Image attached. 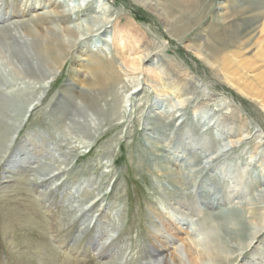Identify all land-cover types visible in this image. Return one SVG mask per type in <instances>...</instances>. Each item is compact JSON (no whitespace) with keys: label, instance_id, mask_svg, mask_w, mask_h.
<instances>
[{"label":"rangeland","instance_id":"374dc122","mask_svg":"<svg viewBox=\"0 0 264 264\" xmlns=\"http://www.w3.org/2000/svg\"><path fill=\"white\" fill-rule=\"evenodd\" d=\"M24 1L8 0L20 12L0 23L6 39L53 9L70 13L77 39L49 84L47 71L28 78L0 62V264H149L154 241L171 251L212 235L230 209L259 231L231 264H264V226L248 216L264 218V0H156L175 27L138 0L83 11L82 0ZM251 8L263 13L255 30L222 48V17ZM205 43L222 50L206 59ZM96 62L122 80L106 93L85 85ZM85 97L96 127L78 108Z\"/></svg>","mask_w":264,"mask_h":264},{"label":"bare ground","instance_id":"6f19581e","mask_svg":"<svg viewBox=\"0 0 264 264\" xmlns=\"http://www.w3.org/2000/svg\"><path fill=\"white\" fill-rule=\"evenodd\" d=\"M56 1L57 0H55V2ZM61 1L63 2V6L66 7L67 6L65 4L66 0H61ZM82 1L83 4L79 3L78 5L75 6L76 11H83L88 8L89 9L92 8V2L94 3V0H82ZM167 1L174 2V4L181 6L180 8L183 10L186 5L188 8V6L194 5L195 1H201V0H167ZM137 2H139L147 10L153 12L159 19H161L163 24L166 26L175 27L178 25V22H180L179 20L172 19L169 13L167 14V12H164L162 10L161 5L159 3L160 1L157 2L156 0H138ZM14 5H15L14 2L10 3L8 2V0H0L1 24H3V22L9 21L10 19L9 16L11 14L20 12V10H18L19 8H16ZM24 5L25 8L26 6L30 5V2L28 0H25ZM51 12L54 13L55 16H44V15L36 14L34 17L38 19V22L33 21L34 23L31 24L30 26H27L24 30H20L17 24H12L13 32L9 34V40L6 39L7 37L5 38L4 37L5 35H3L2 33L3 31L5 32V28H0V62L5 64L9 70L13 71L17 75L25 76L28 78L36 79L37 72H40V70L42 71L44 70L45 72L47 71V74L45 76H40L42 77L41 78L42 80L46 78L44 81L47 84H49L53 80L55 71L58 68H60L61 64L65 60L66 51L74 45V40L77 39V32L73 28L65 24L67 23L66 18L69 16L70 13L67 15L62 13L60 15L61 12H59L56 9H53V11ZM246 12L249 13V15L242 14L240 16L239 14L240 22H237L235 19V22L229 23L230 20H233V18H235L234 14L230 13L222 17L224 20H226L224 24L215 27L214 40L217 41L218 44L219 42H221L223 45V47L221 46L222 48H225V46L226 47L243 46L241 42V40H243L242 38L247 37L255 30L256 22L260 19L263 13L262 11L258 12V10L252 8L248 9ZM58 16L60 17L59 19H57ZM57 20L59 21V23H61V29L59 31H57L56 29L52 28L49 25L50 22ZM102 28L103 25H100L98 26L96 31L101 30ZM261 31H264V23H263V27L261 28ZM248 38H250V36ZM220 49L221 48H218V45L205 43L204 49L200 50V52L204 54V58L210 60L214 58V56H216V54H218L222 50ZM117 54L118 56H120L119 57L120 59L125 61L122 54L118 50H117ZM219 61H222L223 63L225 62V59H219ZM262 61L264 62V52L262 56ZM213 62H210V65L213 64ZM99 63L96 62L94 64V68H92L93 69L92 76L91 78H89V80H87L85 85L88 87L90 92L92 91L93 93H96L98 91L97 93L99 92L106 93L107 91L110 90L112 85L114 86L116 83H119L122 80H120L119 71L113 64L103 66L101 65V63L100 64ZM222 70L224 69L222 68L221 71ZM223 77L224 79H228L224 75ZM244 94L246 95L248 93H245L244 91ZM90 100L92 99L88 98L87 99L88 103L79 104L78 108H80V110L83 111L85 117L92 119V122L94 124L93 127H96L97 124L95 125V120L100 119V114L97 113L100 108H98V106L96 107L93 103H90L91 102ZM262 106H264V104H262ZM77 125L83 126L86 125V122L84 123L77 122ZM238 140L239 142H241V139ZM238 140L236 142H238ZM11 141L12 140H10V142ZM259 182L260 183L264 182V178L263 180H259ZM260 194H261L260 199L264 200V189L263 191H260ZM259 210L260 208L254 209V212L248 211V216L250 215V217L254 220H257L256 218H258L259 220L258 226L263 227L264 218ZM235 213L236 214L241 213V214L237 218L229 217L230 214H235ZM222 214L223 213H221V215ZM213 216L220 217V214L219 213L218 215L214 214ZM221 217H223V220H221L220 222H218L213 226L214 231L212 235H203L202 239H197L195 235H191V236L188 235V239L189 241H191L190 244L184 243L182 246H175L174 249L171 251H168L167 244H161V243L158 244L157 241H154L153 245L151 244L152 247H150L153 248L152 250H150L152 254V258L148 259L147 262L149 264H203V261L209 260L212 263L216 262L217 264H231L232 262L236 261V259L239 258L242 254H245V252H248L253 248L245 244L246 246H243L244 248L242 247L245 250V252H242V248L240 247V244L242 245L243 243H245L248 238L256 239L259 233V231L256 230L258 229V227L255 229L256 231L250 233L251 229H253L254 226L251 225L249 222L243 220L242 212L241 210L238 209H232V210L230 209V211H228L226 214H223ZM82 228H84V226H82ZM82 228L80 226V230ZM261 236L262 235H260L258 239ZM74 246H75V242L72 243L69 248H74ZM247 247L250 249L248 250Z\"/></svg>","mask_w":264,"mask_h":264}]
</instances>
